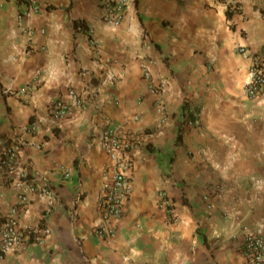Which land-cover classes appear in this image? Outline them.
<instances>
[{
  "label": "crops",
  "instance_id": "obj_1",
  "mask_svg": "<svg viewBox=\"0 0 264 264\" xmlns=\"http://www.w3.org/2000/svg\"><path fill=\"white\" fill-rule=\"evenodd\" d=\"M101 1L39 0L21 21V3L0 0V213L31 184L55 194L43 217L45 199L27 192L21 224L48 232L0 264H245L233 235L242 225L264 234V103L245 93L254 57L264 58V0H137L118 25ZM144 59L167 82L160 94ZM71 91L83 107L51 126L49 104ZM109 126L145 138L126 213L102 239L94 226L113 165L101 145ZM22 140L5 165L3 150Z\"/></svg>",
  "mask_w": 264,
  "mask_h": 264
},
{
  "label": "built area",
  "instance_id": "obj_2",
  "mask_svg": "<svg viewBox=\"0 0 264 264\" xmlns=\"http://www.w3.org/2000/svg\"><path fill=\"white\" fill-rule=\"evenodd\" d=\"M21 3V12L19 18L22 21L32 13L38 11L39 0H16ZM137 0H102L104 8L103 18L107 22L118 25L122 21L128 8L136 3ZM92 45L97 41L94 36V30H86ZM239 52L246 54L247 49L240 47ZM143 77L148 82V88L155 94H160L166 88L167 82L155 77L152 70V64L149 59H144L141 63ZM250 77L245 85L246 96L251 100H259L264 103V58L257 55L249 71ZM31 89L26 87V91ZM83 107L82 97L75 91H71L68 98H57L51 101L48 106L46 118L51 126H57L62 120L72 117L75 112ZM159 110L166 113L165 103L159 104ZM192 124V123H190ZM35 128V127H33ZM32 127L28 128L33 131ZM145 135L139 132H130L119 127H106L101 133L102 149L113 161L111 167H105L103 170L105 184L103 194L99 199L100 219L94 226V233L102 239H112L118 231V221L125 215L129 200L134 191L132 171L134 167V151L144 140ZM24 144H29L22 140L13 143L10 147L3 150L2 154L6 157L3 161L5 165L11 167L16 164L17 149ZM71 169L64 168V178L72 175ZM38 192L41 198L45 199L46 212L53 211L55 205V194L53 189L46 185L31 184L26 190L18 195L17 201L11 207L8 214L0 213V262L9 254L17 252L23 245L40 240L42 232L47 233L48 229L41 225L27 224L23 226L20 221L21 214L26 211L29 204L27 192ZM161 204L173 218L171 201L165 191L160 192ZM174 220V219H172ZM240 251L245 256V264H264V234L257 228L248 225H242L240 232L233 235ZM138 264V263H134ZM165 264V263H160Z\"/></svg>",
  "mask_w": 264,
  "mask_h": 264
},
{
  "label": "trees",
  "instance_id": "obj_3",
  "mask_svg": "<svg viewBox=\"0 0 264 264\" xmlns=\"http://www.w3.org/2000/svg\"><path fill=\"white\" fill-rule=\"evenodd\" d=\"M227 15L229 17L232 15L231 7L228 8ZM182 115H183V117H185L188 120H194L196 118L195 111L194 110L190 111V107H189L188 101H185V103L183 105ZM181 138H182V130L180 131V134H179V139H181ZM5 147H7V146H5Z\"/></svg>",
  "mask_w": 264,
  "mask_h": 264
}]
</instances>
